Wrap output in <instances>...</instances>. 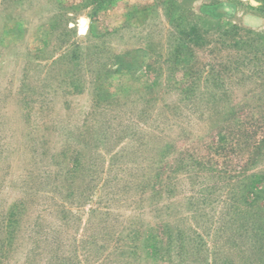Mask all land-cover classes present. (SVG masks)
Returning <instances> with one entry per match:
<instances>
[{"label":"rangeland","instance_id":"374dc122","mask_svg":"<svg viewBox=\"0 0 264 264\" xmlns=\"http://www.w3.org/2000/svg\"><path fill=\"white\" fill-rule=\"evenodd\" d=\"M0 264H264V0H0Z\"/></svg>","mask_w":264,"mask_h":264}]
</instances>
